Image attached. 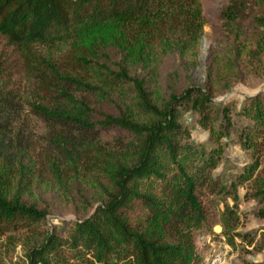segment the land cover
I'll return each mask as SVG.
<instances>
[{
  "label": "trees",
  "instance_id": "trees-1",
  "mask_svg": "<svg viewBox=\"0 0 264 264\" xmlns=\"http://www.w3.org/2000/svg\"><path fill=\"white\" fill-rule=\"evenodd\" d=\"M200 1L0 0V238L36 232L48 215L26 194L37 160L13 134L26 90L29 113L49 126L51 154L64 153L71 172L87 164L101 193L86 216L31 243L26 264H204L195 235L219 222L230 243L243 237L238 188L251 181L261 196L252 213L264 216V92L218 101L191 80ZM262 6L227 0L221 10L235 29L234 59H242L241 23L264 31ZM57 47L64 51L54 56ZM182 109L214 145L182 142ZM233 134L249 161L225 179L215 172L216 143ZM58 164L50 162L57 173ZM74 195L91 206L83 190Z\"/></svg>",
  "mask_w": 264,
  "mask_h": 264
},
{
  "label": "rangeland",
  "instance_id": "rangeland-1",
  "mask_svg": "<svg viewBox=\"0 0 264 264\" xmlns=\"http://www.w3.org/2000/svg\"><path fill=\"white\" fill-rule=\"evenodd\" d=\"M200 2L204 25L199 49L195 54L186 55L188 61L193 63L191 80L198 84H206L218 101L232 98L240 101L242 96L264 92V31L259 29L255 21L241 23L242 59H234L228 45L235 29H226V24L220 16L227 0ZM224 43L227 47H224ZM62 51L63 47H57L52 49L51 54L58 56ZM16 83H21V86L25 84L24 81ZM20 95L19 115L13 125V134L18 133L21 136L22 149L28 150L31 157L37 160L35 173H32L31 179L26 183V194L38 205L44 204L48 209V215L36 232H12L0 238V264H26V252L31 243L38 242L46 231L56 229L62 232L68 221L86 216L96 206L101 195L94 180V173L88 172L87 164L81 165L77 162L76 172H71L65 169L64 153H59L58 156L51 154L52 144L49 140L52 136L49 126L29 113L27 104L32 100L29 90ZM102 106L110 109L108 104ZM180 122L183 127V143L197 147L214 145L208 132L198 125L195 113L182 109ZM216 146L221 147V152L215 172L225 179H230L235 169L249 161L246 150L238 144L234 134L221 138ZM52 160L59 163L57 166L59 173L52 169L50 165ZM17 171L18 167L14 173L15 178L19 176ZM77 188L83 190L91 202L89 208L82 203L80 205L75 197ZM257 193L258 186L255 181L238 188L237 211L240 212L242 221L237 231L245 233L243 237L234 236L233 243H230L219 222L213 226L210 234L197 232L195 244L200 256L204 258V264L211 263L214 253L221 255L219 264L264 261V216L252 213L261 207L259 200L261 196ZM228 203L232 205L231 201ZM223 208L222 203L217 205L218 216H221Z\"/></svg>",
  "mask_w": 264,
  "mask_h": 264
},
{
  "label": "built area",
  "instance_id": "built-area-1",
  "mask_svg": "<svg viewBox=\"0 0 264 264\" xmlns=\"http://www.w3.org/2000/svg\"><path fill=\"white\" fill-rule=\"evenodd\" d=\"M221 259L222 258H221L220 253H216V254L214 253L210 264H219L221 262Z\"/></svg>",
  "mask_w": 264,
  "mask_h": 264
}]
</instances>
